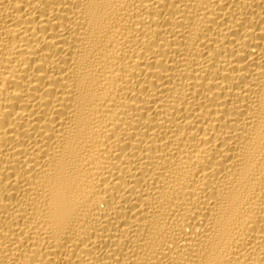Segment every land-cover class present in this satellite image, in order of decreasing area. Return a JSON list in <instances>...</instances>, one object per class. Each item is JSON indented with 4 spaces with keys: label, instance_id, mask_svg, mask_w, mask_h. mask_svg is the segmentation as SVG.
Segmentation results:
<instances>
[{
    "label": "bare ground",
    "instance_id": "6f19581e",
    "mask_svg": "<svg viewBox=\"0 0 264 264\" xmlns=\"http://www.w3.org/2000/svg\"><path fill=\"white\" fill-rule=\"evenodd\" d=\"M0 264H264V0H0Z\"/></svg>",
    "mask_w": 264,
    "mask_h": 264
}]
</instances>
